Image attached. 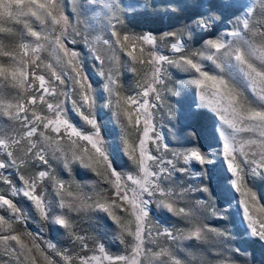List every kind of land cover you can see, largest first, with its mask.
Here are the masks:
<instances>
[{
    "label": "rangeland",
    "instance_id": "obj_1",
    "mask_svg": "<svg viewBox=\"0 0 264 264\" xmlns=\"http://www.w3.org/2000/svg\"><path fill=\"white\" fill-rule=\"evenodd\" d=\"M0 264H264V0H0Z\"/></svg>",
    "mask_w": 264,
    "mask_h": 264
},
{
    "label": "trees",
    "instance_id": "obj_2",
    "mask_svg": "<svg viewBox=\"0 0 264 264\" xmlns=\"http://www.w3.org/2000/svg\"><path fill=\"white\" fill-rule=\"evenodd\" d=\"M158 20V19H157ZM159 23V26L158 27H166L167 24H166V21L165 20H159L158 21ZM138 27H141L140 24L138 25ZM155 26H151L150 24V30L146 27H144L143 29L144 30H140L141 28H138V31L139 32V35L140 36H144L147 40L150 41V45L152 44H155L156 40H157V37H159V34L158 32L161 31V29H158V28H154ZM154 49V47H152Z\"/></svg>",
    "mask_w": 264,
    "mask_h": 264
}]
</instances>
